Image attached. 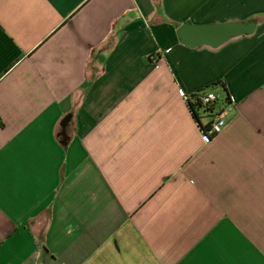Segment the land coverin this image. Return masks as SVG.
Segmentation results:
<instances>
[{"label":"crops","instance_id":"0c3cea01","mask_svg":"<svg viewBox=\"0 0 264 264\" xmlns=\"http://www.w3.org/2000/svg\"><path fill=\"white\" fill-rule=\"evenodd\" d=\"M0 264H264V0H0Z\"/></svg>","mask_w":264,"mask_h":264},{"label":"built area","instance_id":"2783aa9c","mask_svg":"<svg viewBox=\"0 0 264 264\" xmlns=\"http://www.w3.org/2000/svg\"><path fill=\"white\" fill-rule=\"evenodd\" d=\"M178 93L181 96H184L186 100L189 98L190 95V94H185V92L182 89H179ZM198 98L203 106H206L207 108H211L212 102L216 101L219 98V94H217L214 91H206L203 94L198 95ZM229 99H230L229 101L231 102L233 101L231 96H229ZM212 112L213 115H209V117H207L209 119V121L207 122V124L209 123L208 130L206 132H203L201 129H199L200 132H202L204 138L207 140H209L208 139L209 137L220 133L227 123L222 110L214 108Z\"/></svg>","mask_w":264,"mask_h":264},{"label":"trees","instance_id":"16d2710c","mask_svg":"<svg viewBox=\"0 0 264 264\" xmlns=\"http://www.w3.org/2000/svg\"><path fill=\"white\" fill-rule=\"evenodd\" d=\"M217 84H220V86H222L225 90V100L226 101H229V93L226 91L225 89V85L223 82H218ZM216 84V85H217ZM206 91H212V89H209L208 87H205V88H201L197 91H195L194 93L190 94L189 95V98L186 100V103H187V106H188V109L190 110L197 126L199 129H201L203 132H206L208 130V126H209V123L207 125H204L202 123V118L203 116L204 117H209V115H213V109L216 108V109H219L216 107V104H217V101H214L212 102L211 104V108H207L206 106H203L202 103L199 101V98H198V95L200 94H203L204 92ZM221 110V109H220ZM214 136L216 135H213L211 137H209L208 139H212Z\"/></svg>","mask_w":264,"mask_h":264},{"label":"water","instance_id":"95a60500","mask_svg":"<svg viewBox=\"0 0 264 264\" xmlns=\"http://www.w3.org/2000/svg\"><path fill=\"white\" fill-rule=\"evenodd\" d=\"M242 28L235 23L224 24L213 27H201L195 30V41H207L211 44H219L229 36L235 35L240 32Z\"/></svg>","mask_w":264,"mask_h":264},{"label":"rangeland","instance_id":"374dc122","mask_svg":"<svg viewBox=\"0 0 264 264\" xmlns=\"http://www.w3.org/2000/svg\"><path fill=\"white\" fill-rule=\"evenodd\" d=\"M212 91H214V90L212 89Z\"/></svg>","mask_w":264,"mask_h":264}]
</instances>
